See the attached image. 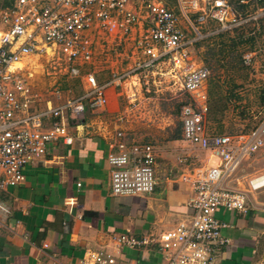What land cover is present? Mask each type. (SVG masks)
<instances>
[{
  "label": "built area",
  "instance_id": "obj_1",
  "mask_svg": "<svg viewBox=\"0 0 264 264\" xmlns=\"http://www.w3.org/2000/svg\"><path fill=\"white\" fill-rule=\"evenodd\" d=\"M180 2L194 11L196 23L213 22L219 31L232 32L250 24L251 33L257 34L264 20V4H259V0H255V9L250 12L240 11L228 0ZM246 3L247 0L238 2ZM134 26H138L139 42L149 61L143 66L170 56L189 59L196 37L200 36L195 30L196 37L187 40L173 10L157 0H145L138 6L135 0H0V191L22 183L25 166L43 157L50 141L61 138L64 143H71L69 115L105 108L106 89L112 81L100 84L95 71L85 68L94 58L91 33L128 36L135 33ZM38 44L53 46L69 75L84 79L82 96L58 105L46 96L31 94L23 78L29 71L26 66L15 68L14 63ZM252 55L249 52L243 56L246 65L252 64ZM208 74L206 68L187 70L182 78L184 90H197ZM50 93L51 97L57 94ZM206 111L205 105L196 106L192 98L179 108L181 141L208 152L214 161L192 167L180 176L193 190L187 202L190 212L160 234L158 244L164 264H212L226 243L221 235L226 223L217 218L216 212L248 211L246 192L231 188L228 182L241 164L264 146V116L248 134L235 136L208 128ZM114 138L115 151L107 155V162L113 168L112 193H151L155 187L157 147L151 142H138L123 131H117ZM192 158L183 150L176 161L188 167L192 166ZM261 188H264V171L248 181L249 191ZM9 211L0 199V213L6 215ZM116 242L136 246L148 240L119 235ZM82 264H116V261L108 253L96 252Z\"/></svg>",
  "mask_w": 264,
  "mask_h": 264
},
{
  "label": "crops",
  "instance_id": "obj_2",
  "mask_svg": "<svg viewBox=\"0 0 264 264\" xmlns=\"http://www.w3.org/2000/svg\"><path fill=\"white\" fill-rule=\"evenodd\" d=\"M79 119L77 125L68 122L70 144L50 141L43 157L25 166L23 182L0 191L10 210L0 213V264H82L96 252L110 254L116 264H164L158 238L190 212L193 190L180 176L213 158L199 150L203 158H192V166L185 167L177 153L175 163L158 173V150L153 191L116 195L107 162L115 151L114 135ZM243 191L246 213L216 212L226 223L221 230L226 243L212 264H264V188ZM119 235L148 243L118 244Z\"/></svg>",
  "mask_w": 264,
  "mask_h": 264
},
{
  "label": "rangeland",
  "instance_id": "obj_3",
  "mask_svg": "<svg viewBox=\"0 0 264 264\" xmlns=\"http://www.w3.org/2000/svg\"><path fill=\"white\" fill-rule=\"evenodd\" d=\"M144 1L135 0V4L138 6ZM157 1L173 10L187 40L195 36V30L199 31L200 36H195L189 59L170 56L143 66L149 61L143 52V44L139 42L138 26H134L135 33L128 36L91 33L94 58L85 68L95 71L100 84L112 82L106 89L108 100L105 108L96 112L86 111L82 117L85 123L106 135L113 136L117 131H123L138 142L153 143L162 153V157L157 159L158 173H162L175 163V155L183 150L194 159L203 158L199 150L178 142L181 140L178 112L189 98L195 101L196 106L207 107L208 128L220 133L244 136L264 116V20L256 39L237 43L238 31L219 33V26L213 22L196 23L194 11L184 7L180 0ZM228 1L243 12L255 9V0H247L243 6L238 4L239 0ZM250 28L251 25L247 24L246 30L241 31L244 34ZM46 47L50 48L51 54H46ZM249 52L253 54V61L246 65L243 56ZM31 55L38 57L36 64L23 61ZM58 58L59 53L53 46L38 44L14 67L28 68L29 74L25 72L23 78L31 94L46 96L53 104L61 105L82 96L85 81L71 77L65 63ZM176 64L180 67L177 68ZM197 68H206L209 73L197 89L200 94L197 90H184L182 80L184 72ZM116 81L118 85L114 84ZM50 92L57 94L51 97ZM174 135H180V139H171ZM263 171L264 146L241 164L228 183L232 188L248 190L250 178Z\"/></svg>",
  "mask_w": 264,
  "mask_h": 264
},
{
  "label": "trees",
  "instance_id": "obj_4",
  "mask_svg": "<svg viewBox=\"0 0 264 264\" xmlns=\"http://www.w3.org/2000/svg\"><path fill=\"white\" fill-rule=\"evenodd\" d=\"M259 4H264V1H262V0H259ZM241 6H243V5H241ZM240 7V6H239ZM261 25H262V23H261ZM252 29L253 28H251V29H249L248 31H247V33L245 32L244 34H243V32L241 31V30H244V29H237V28H235L233 31L236 33L237 31L239 32L237 35H236V42L237 43H245V42H249V41H253L254 39H256L257 37H258V35H260V33H261V29H260V31L257 33V34H252L251 32H252ZM222 32H227V31H220L219 33H222ZM83 114H85V113H83ZM83 114H81L80 116H78L79 118L81 117L83 120L85 119L84 117H82V115ZM206 114H207V111H206ZM78 117H76V116H69L68 117V122H69V124H71V125H77V124H79V123H81V120L78 118ZM83 122V121H82ZM171 139H180V135L179 136H171Z\"/></svg>",
  "mask_w": 264,
  "mask_h": 264
},
{
  "label": "bare ground",
  "instance_id": "obj_5",
  "mask_svg": "<svg viewBox=\"0 0 264 264\" xmlns=\"http://www.w3.org/2000/svg\"><path fill=\"white\" fill-rule=\"evenodd\" d=\"M45 52H46V54H51L50 53V48H48V47H46V50H45ZM29 55V54H28ZM49 56V55H48ZM51 56V55H50ZM46 57H47V55H46ZM38 57L36 56V57H32V55L31 56H27L26 58H25V60L23 59V61L24 62H31L32 64H36V60H38L37 59ZM22 60V59H21ZM22 61V62H23ZM15 64H17V62L16 63H14V65ZM32 64H30V65H32ZM29 66V65H28ZM37 66V65H36ZM30 67V66H29ZM176 67L178 68V67H180V64H176ZM28 69V68H27ZM32 74V73H31ZM30 74V75H31ZM132 79H135V78H132ZM34 80V79H33ZM130 84H131V82H130ZM136 84V83H135ZM193 92V91H192ZM197 93L198 94H200V91L199 90H197Z\"/></svg>",
  "mask_w": 264,
  "mask_h": 264
}]
</instances>
